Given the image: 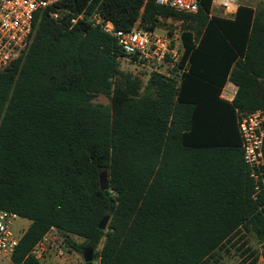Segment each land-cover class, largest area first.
Wrapping results in <instances>:
<instances>
[{
	"label": "trees",
	"instance_id": "16d2710c",
	"mask_svg": "<svg viewBox=\"0 0 264 264\" xmlns=\"http://www.w3.org/2000/svg\"><path fill=\"white\" fill-rule=\"evenodd\" d=\"M199 1L197 14L156 0H67L61 22L51 7L36 13L27 50L0 71V209L31 221L14 264H44L31 252L52 228L100 264H215L243 232L264 259V193L252 197L237 124L264 108V5L229 19ZM96 9L125 31L182 21L185 71L145 86L124 73L114 37L71 23ZM227 81L232 103L220 98ZM245 246L238 264H257Z\"/></svg>",
	"mask_w": 264,
	"mask_h": 264
},
{
	"label": "built area",
	"instance_id": "2783aa9c",
	"mask_svg": "<svg viewBox=\"0 0 264 264\" xmlns=\"http://www.w3.org/2000/svg\"><path fill=\"white\" fill-rule=\"evenodd\" d=\"M67 0H0V71L8 68L23 56L33 34L35 15L39 10L53 8L52 18L61 22L66 10L62 4ZM165 7L185 14H197L200 11L199 0H156ZM239 0H212L210 17L220 16L232 19L237 14ZM79 20L87 21L93 27L114 37L121 48L119 61H126L150 73H157L172 78L174 71L182 73L184 53L182 21L172 18L167 20L173 29L159 27L153 30L137 21L130 30L117 29L115 24L106 19L97 9L84 10L72 20V25ZM180 25V26H178ZM161 31V32H160ZM238 131L245 165L253 182V199L259 201L264 193V108L249 113H240ZM20 217L0 209V253L11 256L16 251L22 236L14 231V223ZM70 247L65 236L57 228H52L42 241L36 244L31 254L44 264H59L64 258V249ZM99 262V261H98ZM100 264V263H99Z\"/></svg>",
	"mask_w": 264,
	"mask_h": 264
},
{
	"label": "rangeland",
	"instance_id": "374dc122",
	"mask_svg": "<svg viewBox=\"0 0 264 264\" xmlns=\"http://www.w3.org/2000/svg\"><path fill=\"white\" fill-rule=\"evenodd\" d=\"M239 4H244V5H249L252 7H260L262 5H264V0H239ZM165 24V26H164ZM162 24L160 27H166V29H173L174 25L169 22V23H164ZM180 26V25H178ZM161 32V31H160ZM120 69L124 72V73H130L132 74L134 77H137L139 79H141L143 86H145L148 82V79L150 77V72L142 69L140 67H137L131 63H128L126 61H120ZM97 103H103V104H109L110 100L105 97V96H99L96 100ZM28 227V223L24 220V219H17L14 223V231L16 232V234H18L19 236H22L23 234V229H27ZM245 233V238L244 240H242L235 248L234 247H230V251L226 252V250L221 252V256H219V263H215V264H238L240 263L243 258L240 256L242 251H238L237 248L239 246H241L243 243H246V246L244 247V249L246 248H251L252 251H254L257 255L258 262L257 264H264V259L261 256V246L258 243L256 237L254 236V234L250 233V232H243ZM74 241H76L78 244H83L84 243V239L80 238V237H73ZM238 238H236L235 240H237ZM234 240V241H235ZM233 241V242H234ZM65 251V255L63 259H58L59 264H86L85 260H84V255L78 251H75L73 249H64ZM0 264H14L10 257L3 255L2 253H0ZM94 264H99L98 260H95L94 258ZM245 264H249L248 262H245Z\"/></svg>",
	"mask_w": 264,
	"mask_h": 264
},
{
	"label": "water",
	"instance_id": "95a60500",
	"mask_svg": "<svg viewBox=\"0 0 264 264\" xmlns=\"http://www.w3.org/2000/svg\"><path fill=\"white\" fill-rule=\"evenodd\" d=\"M99 181H100L101 190L102 191L108 190V174L106 171H103L100 174ZM110 218H111L110 215H107L104 217V219L99 224L100 230L104 231L107 229L108 224L110 222ZM83 255H84L85 263H91L94 261V249L93 248L86 249Z\"/></svg>",
	"mask_w": 264,
	"mask_h": 264
},
{
	"label": "crops",
	"instance_id": "0c3cea01",
	"mask_svg": "<svg viewBox=\"0 0 264 264\" xmlns=\"http://www.w3.org/2000/svg\"><path fill=\"white\" fill-rule=\"evenodd\" d=\"M250 7H252V6H250ZM253 8H258V7H253ZM181 28H182V25H181ZM159 29H160V27H159ZM237 92H238V86L235 85L231 81H227L226 84H225V86L222 88L220 98L223 99V100H225V101H227V102H229V103H232L234 101L236 95H237ZM238 117H239V115H238ZM237 124H238V119H237ZM21 219H23V218H21ZM24 220L28 223V227H27V229H28L30 227V225H31V221L30 220H27V219H24ZM27 229H26V231H27ZM26 231H24V233ZM9 257L11 259V256H9Z\"/></svg>",
	"mask_w": 264,
	"mask_h": 264
}]
</instances>
